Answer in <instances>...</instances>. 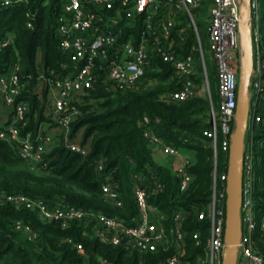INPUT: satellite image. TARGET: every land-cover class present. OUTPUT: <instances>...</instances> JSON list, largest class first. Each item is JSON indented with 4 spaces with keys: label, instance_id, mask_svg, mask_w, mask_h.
Listing matches in <instances>:
<instances>
[{
    "label": "trees",
    "instance_id": "trees-1",
    "mask_svg": "<svg viewBox=\"0 0 264 264\" xmlns=\"http://www.w3.org/2000/svg\"><path fill=\"white\" fill-rule=\"evenodd\" d=\"M64 2L0 0V42L8 40L0 49V74L11 73L18 65L17 74L24 82L18 99L28 104L25 124H17L21 136L39 134L41 123L55 126L49 119L46 81L38 76L48 79L53 76L51 72L64 76L77 67L59 47L56 25ZM209 5L210 0H202L190 10L198 37L185 10L176 13L171 27V49L177 57L193 53L191 78L195 87H200L205 72L207 92L196 90L184 100L171 99L182 77L172 62L164 61L156 51L151 52L140 81L122 88L107 79L105 69L97 62L95 81L73 100L79 113L70 123L67 140L64 131L59 130L58 140L43 154L41 163L30 167L19 155L17 142L0 138V264H168L174 254L181 255L185 264H207L210 219L206 206L212 191L213 167L216 165L219 176L227 169L228 158L220 132L215 144L203 134L210 128L211 116H218L220 101L215 63L211 55L207 59L204 55L209 49ZM259 15L264 34V0H259ZM142 27L140 15L110 26L118 34L116 45L129 38L136 41ZM258 55L264 59V42ZM260 85L262 90L250 100V112L255 111L260 120L248 124L245 145L252 148L256 175L252 245L264 257V66ZM150 136L193 152L187 165L192 179L185 190H179L175 167L155 160ZM72 141L85 146V154L71 150L67 143ZM138 176L147 182L148 201L159 209L167 238L153 250H140L125 240L113 244L100 235L94 224L95 215L117 219L126 226L137 223L133 187ZM104 182L117 192L119 205L104 197ZM157 182L162 185L160 189L155 187ZM9 195H23L48 206L80 209L89 217L65 223L55 218L45 220L35 210L8 201ZM178 214L185 233L181 244L174 231Z\"/></svg>",
    "mask_w": 264,
    "mask_h": 264
},
{
    "label": "built area",
    "instance_id": "built-area-1",
    "mask_svg": "<svg viewBox=\"0 0 264 264\" xmlns=\"http://www.w3.org/2000/svg\"><path fill=\"white\" fill-rule=\"evenodd\" d=\"M202 0H65L62 15L57 20L56 31L60 36L59 47L66 52L70 60L77 64L72 74L43 77L38 79L46 81L50 98L49 119L64 131L67 140V132L71 121L79 113L78 106L73 102L78 89L83 91L90 87L96 79L94 67L99 62L100 67L106 71L107 79L116 87L136 84L143 77L145 66L148 64L150 54L153 51L167 62H172L181 74L182 81L178 90L170 94L173 100H184L196 93L195 84L191 78L195 57L189 52L177 57L172 47L171 27L178 11L185 10L189 17L190 25L198 37L195 19L190 10L200 5ZM240 0H210L208 17L206 18L209 32L208 42L212 59L216 66L218 93L220 97L219 112L215 118H210V128L204 130L210 141L215 144L218 132L222 135V149L227 152L230 144V134L234 127L236 108L237 84L239 75V59L241 46L238 33ZM251 5V32L254 66L249 89L250 99L260 93L261 69L264 59L258 55L259 46L264 42L259 26V0H250ZM136 15L141 16L142 29L136 41L129 38L121 45H116L117 36L110 26H116L122 20L128 21ZM120 31V30H119ZM8 43V40L0 42V49ZM200 58L203 65V52L198 44ZM80 63V64H79ZM18 65L9 74H0V106L5 108L6 116L3 119L5 125L0 127V138L14 140L18 144V153L26 163L35 165L43 161V154L58 140L56 134L43 132L47 123H41L39 134L32 136L27 133L21 136L18 123L25 124V113L28 104L25 100H19L24 82L17 74ZM30 78V76H28ZM203 86L208 90L207 74L203 73ZM204 88V87H203ZM249 113V123L259 121L260 117ZM248 128V127H247ZM154 150H160L165 156L178 155V148L162 142L155 136H150ZM67 146L76 152L85 154V146L78 142H68ZM190 159L181 158V163L175 167L179 176V190L183 191L191 182L192 176L187 170ZM102 169L101 165L97 166ZM213 167L212 191L206 206L210 219L209 236L207 245V264H220L224 247V218H225V185L227 169L219 176ZM256 179L253 170V151L250 146L244 148L242 177H241V237L237 243V264H264V257L255 252L252 245V232L254 225L253 191ZM147 182L143 177H137L133 187V193L138 207L137 223L126 226L114 218H106L95 215V223L100 235L113 244H119L123 240L127 244H134L140 250H153L158 243H165L167 238L161 228V214L157 206L148 201ZM155 187L160 189L161 183ZM104 197L119 205L117 192L108 182L101 184ZM6 199L14 204L23 205L35 210L45 220L61 219L64 223L70 220L87 219L89 214L80 209L54 205L48 206L42 201L32 200L23 195H9ZM203 212L199 214L201 218ZM180 218L175 216V238L181 244L185 233L180 228ZM264 227V223H262ZM196 238L197 235L193 234ZM77 248L81 250L80 245ZM181 256V255H180ZM177 254L168 258V264H185ZM163 264V263H159Z\"/></svg>",
    "mask_w": 264,
    "mask_h": 264
},
{
    "label": "water",
    "instance_id": "water-1",
    "mask_svg": "<svg viewBox=\"0 0 264 264\" xmlns=\"http://www.w3.org/2000/svg\"><path fill=\"white\" fill-rule=\"evenodd\" d=\"M238 12V33L241 56L239 59L234 127L230 134L228 148L223 233L224 247L220 264H237V243L240 240L242 231L240 219L242 163L245 135L249 124L251 100L249 89L254 66L250 0H240ZM124 84L130 86L126 81ZM82 92L83 88H80L76 93L81 94ZM29 166L32 167V164H29Z\"/></svg>",
    "mask_w": 264,
    "mask_h": 264
},
{
    "label": "crops",
    "instance_id": "crops-1",
    "mask_svg": "<svg viewBox=\"0 0 264 264\" xmlns=\"http://www.w3.org/2000/svg\"><path fill=\"white\" fill-rule=\"evenodd\" d=\"M5 116H6L5 108L3 105H1L0 106V127L5 125L4 120H3L5 118ZM43 127L47 133L56 134L59 131V129L55 126H53V127L43 126ZM74 142H77V141H74ZM178 151H179L178 155H176L174 157H170L171 158L170 163H174V164H172L174 167H177L179 165V163H181L182 157H187L190 159L192 156V153H193L191 150L178 149Z\"/></svg>",
    "mask_w": 264,
    "mask_h": 264
},
{
    "label": "rangeland",
    "instance_id": "rangeland-1",
    "mask_svg": "<svg viewBox=\"0 0 264 264\" xmlns=\"http://www.w3.org/2000/svg\"><path fill=\"white\" fill-rule=\"evenodd\" d=\"M199 18H197V20H198ZM204 55H205V58L207 59L208 58V56H210L211 55V52H210V50L209 49H205L204 50ZM201 87V88H200ZM200 87H195V90H197V92L199 93V92H201V91H203L204 93H205V89H206V86L204 85L203 86V84L200 86ZM204 87V88H203ZM201 90V91H200ZM202 92V93H203ZM207 92V91H206ZM48 99H49V104H50V98H51V96H50V94H49V92H48ZM154 158H155V160L157 161V162H159V163H162V164H164V165H170V164H174V163H170V156H165V155H163V153L160 151V150H154ZM172 162V161H171ZM254 221H255V217H254ZM26 239H27V241L28 242H31L32 241V238L30 237V236H27L26 237Z\"/></svg>",
    "mask_w": 264,
    "mask_h": 264
}]
</instances>
